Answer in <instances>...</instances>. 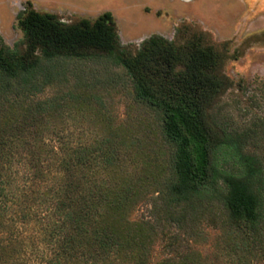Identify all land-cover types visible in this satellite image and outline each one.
Wrapping results in <instances>:
<instances>
[{"label": "trees", "instance_id": "16d2710c", "mask_svg": "<svg viewBox=\"0 0 264 264\" xmlns=\"http://www.w3.org/2000/svg\"><path fill=\"white\" fill-rule=\"evenodd\" d=\"M17 25L24 53L0 37V264H147L156 240L178 258L161 264H198L180 236L201 222L227 227L239 264H264V116L237 128L209 113L230 86L212 47L153 35L130 55L110 11L65 23L27 8ZM71 63L103 71L113 87L123 79L152 113L162 173L139 171L133 157L128 172L123 141L43 139V110L28 102L66 80ZM94 80L76 86L92 90ZM149 194L150 215L130 219Z\"/></svg>", "mask_w": 264, "mask_h": 264}, {"label": "rangeland", "instance_id": "374dc122", "mask_svg": "<svg viewBox=\"0 0 264 264\" xmlns=\"http://www.w3.org/2000/svg\"><path fill=\"white\" fill-rule=\"evenodd\" d=\"M27 8L53 13L65 23L93 20L110 11L119 47L130 55L153 35L175 44L196 41L210 46L221 62L217 71L229 79L230 86L209 113L237 128L249 125L254 116H264V0H0V37L20 53L26 51V42L17 16ZM110 72L121 75L118 68ZM66 74V80L28 102L30 108L43 110L39 119L44 126L43 139L52 147L62 141L72 146L123 141L130 146L122 155L128 172L135 169L128 163L133 157L139 171L162 173L166 150L159 141L152 113L133 102L123 79L113 87L105 83L103 71L95 74L87 64L76 63L68 65ZM93 76L97 82L94 89L76 86L88 83ZM143 162L146 164L141 166ZM147 164L150 166L145 168ZM150 196L135 206L130 219L150 215ZM215 212L220 216V211ZM180 237L181 251L198 264H239L230 250L231 236L222 224L213 227L201 222L195 235ZM164 242L155 241L147 264L178 260ZM246 264L263 262L251 260Z\"/></svg>", "mask_w": 264, "mask_h": 264}]
</instances>
